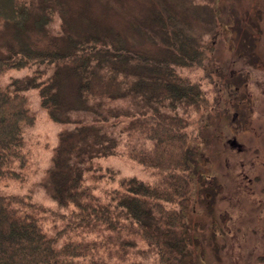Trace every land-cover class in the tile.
Instances as JSON below:
<instances>
[{"label":"trees","instance_id":"trees-1","mask_svg":"<svg viewBox=\"0 0 264 264\" xmlns=\"http://www.w3.org/2000/svg\"><path fill=\"white\" fill-rule=\"evenodd\" d=\"M164 8L166 15L158 12L160 17L152 20L164 42L162 51H132L116 32L100 30L75 38L68 33L67 39L60 41L48 38L52 46L41 49L33 46L25 33L32 16L29 4L25 0H0V18L26 38L19 46L9 44L7 54L0 56V179L25 178L22 168L28 154L24 132L26 125L35 121L24 92L27 88L39 90L41 105L57 122L70 121L73 110L90 109L89 100L132 93L136 101L150 105V110L140 109V103L139 109L95 115L91 121L60 134L45 187L60 204L70 206L68 212L46 209L22 195L0 193V264H109L108 257L113 254L122 260L128 249L136 246L137 238L154 247L159 264L182 263L188 242L182 211L175 205H188L192 189L189 121L157 104L197 108L209 101L197 83L176 72V66L202 63L203 44L187 33L188 21L180 24L178 12ZM49 20L48 14L41 12L33 20L35 32L49 37L44 31ZM32 63L53 65L54 71L47 79H41L43 71H36L27 79H13L4 88L3 72ZM68 79L75 81L69 101L63 95ZM106 125L152 141L148 150L131 149L127 153L141 164L164 172L159 184L123 178L118 187L107 192L106 200L83 184L78 160L116 151L118 140L103 131ZM42 211L61 218L64 225L55 233L48 232Z\"/></svg>","mask_w":264,"mask_h":264},{"label":"rangeland","instance_id":"rangeland-1","mask_svg":"<svg viewBox=\"0 0 264 264\" xmlns=\"http://www.w3.org/2000/svg\"><path fill=\"white\" fill-rule=\"evenodd\" d=\"M25 1L32 10L25 33L32 45L41 49L52 46L48 38L60 41L68 33L75 38L100 30L116 32L132 51L159 52L164 42L157 35L156 22H152L160 17L158 12L165 16L164 7L168 6L178 12L180 24L189 22L186 31L201 40L205 58L201 64L176 66V72L197 83L209 103L197 108L157 104L164 111L188 118L191 134L193 183L189 204L175 205L182 211L188 242L181 264H264V0H179L178 4V0ZM194 4L202 6L196 8ZM41 12L50 19L44 25L49 37L35 32L33 20ZM23 40L24 33L18 34L11 23L0 18V56L7 54L9 44L19 46ZM40 70L41 79H47L54 66L32 63L11 68L2 73L1 83L6 88L13 79H27ZM67 81L63 95L69 101L75 81ZM24 92L35 117L24 132L28 154L22 168L25 178L0 179V193L22 195L46 209L68 212L70 206L60 204L45 187L60 134L91 121L95 115L133 110L140 103V109L150 110V105L136 101L132 93L89 100L90 109L73 110L70 121L57 122L41 105L37 88ZM103 131L117 138L116 151L78 160L84 185L106 200L107 192L118 187L123 178L159 184L164 172L141 164L127 153L131 149L148 150L151 140L136 132L122 131L119 126L106 125ZM41 214L50 233L64 225L49 211ZM136 241L122 260L115 254L108 257L109 264H159L154 247L139 238Z\"/></svg>","mask_w":264,"mask_h":264}]
</instances>
